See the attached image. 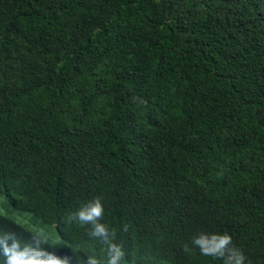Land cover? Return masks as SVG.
<instances>
[{
	"label": "trees",
	"instance_id": "obj_1",
	"mask_svg": "<svg viewBox=\"0 0 264 264\" xmlns=\"http://www.w3.org/2000/svg\"><path fill=\"white\" fill-rule=\"evenodd\" d=\"M97 197L122 264H264V0H0V234L83 264Z\"/></svg>",
	"mask_w": 264,
	"mask_h": 264
},
{
	"label": "clouds",
	"instance_id": "obj_2",
	"mask_svg": "<svg viewBox=\"0 0 264 264\" xmlns=\"http://www.w3.org/2000/svg\"><path fill=\"white\" fill-rule=\"evenodd\" d=\"M103 219L104 205L99 197L67 216L68 223L86 227L88 236L102 246L101 256L88 255L83 264H122L125 253L115 243L116 230L110 229ZM191 244L202 255L221 260L222 264H245L246 257L233 246L232 237L227 233H200L192 238ZM50 248L49 238L42 231L33 232L29 242H23L14 232L0 234V256L4 264H72L73 257H60ZM183 250L190 254L193 249L185 244Z\"/></svg>",
	"mask_w": 264,
	"mask_h": 264
},
{
	"label": "rangeland",
	"instance_id": "obj_3",
	"mask_svg": "<svg viewBox=\"0 0 264 264\" xmlns=\"http://www.w3.org/2000/svg\"><path fill=\"white\" fill-rule=\"evenodd\" d=\"M45 235H49V232L42 231ZM55 238V237H54Z\"/></svg>",
	"mask_w": 264,
	"mask_h": 264
}]
</instances>
